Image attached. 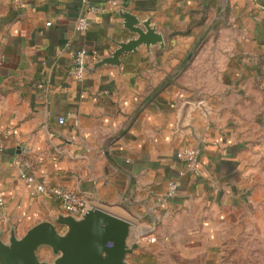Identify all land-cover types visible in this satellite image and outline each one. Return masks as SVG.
I'll return each instance as SVG.
<instances>
[{
	"label": "crops",
	"instance_id": "obj_1",
	"mask_svg": "<svg viewBox=\"0 0 264 264\" xmlns=\"http://www.w3.org/2000/svg\"><path fill=\"white\" fill-rule=\"evenodd\" d=\"M88 2L100 13H86L81 0H0L2 239L12 230L21 237L34 224L65 214L56 197L33 192L43 184L75 189L90 204L129 220L145 248L195 251L203 237L207 247L218 211L252 199L264 150L254 142L248 103L241 108L227 97L212 98L205 114L178 87V66L203 29H227L234 52L225 83L236 93L230 97L246 91L242 82L264 75V0ZM120 11L150 18L164 47L141 44L121 54L119 65L96 67L118 42L134 37ZM84 14L88 28L78 32L75 22ZM80 48L87 51V70L78 81L68 70L70 52ZM7 127L13 131L4 135ZM201 139L195 175L176 153ZM22 171L34 181L21 178ZM173 180L180 186L166 198ZM148 257L143 251L141 260L130 261L140 264Z\"/></svg>",
	"mask_w": 264,
	"mask_h": 264
},
{
	"label": "rangeland",
	"instance_id": "obj_2",
	"mask_svg": "<svg viewBox=\"0 0 264 264\" xmlns=\"http://www.w3.org/2000/svg\"><path fill=\"white\" fill-rule=\"evenodd\" d=\"M199 36L192 47V58L186 64L187 73L183 75L182 69L178 70V87L185 89L187 97L196 102L208 103L212 98L227 97L232 99L229 104L240 105L241 108L248 103L252 108L254 142L261 143L264 150V75L242 82L246 91L230 97L234 91L227 87L225 82L228 78L223 74L234 52L232 34L227 29L214 28L203 29ZM244 109L248 111L247 107ZM259 167H256L252 199L245 206L218 211L220 220L216 224V234L208 237L207 247V239L203 237L195 251L187 248L176 251L174 247L166 246L156 251L150 246L145 248V239L136 236L141 247L128 256V261L131 262V257L141 260L140 255L144 251L150 257L140 264H264V167ZM42 248L38 251L39 257L51 260L52 254L47 248Z\"/></svg>",
	"mask_w": 264,
	"mask_h": 264
},
{
	"label": "water",
	"instance_id": "obj_3",
	"mask_svg": "<svg viewBox=\"0 0 264 264\" xmlns=\"http://www.w3.org/2000/svg\"><path fill=\"white\" fill-rule=\"evenodd\" d=\"M119 15L123 18V26L134 37L118 42L117 48L98 61L96 67L119 65L121 54L136 51L141 44L164 47L162 35L150 18L142 20L127 11H120ZM197 106L208 114L205 102L200 101ZM196 146L201 154L203 140H198ZM56 225L65 229L59 231ZM41 247L50 250L51 260L39 257ZM140 247L132 222L88 204L78 216L58 214L52 221L34 224L21 237H16L12 230L4 241L0 233V264H134L128 261V256Z\"/></svg>",
	"mask_w": 264,
	"mask_h": 264
},
{
	"label": "built area",
	"instance_id": "obj_4",
	"mask_svg": "<svg viewBox=\"0 0 264 264\" xmlns=\"http://www.w3.org/2000/svg\"><path fill=\"white\" fill-rule=\"evenodd\" d=\"M17 2V1H16ZM83 4L86 5V13L96 14L100 13L101 8L99 6L89 4L88 0H81ZM47 25L50 22L46 23ZM89 21L87 15H81L77 18L75 22V30L78 32H83L88 28ZM71 66L69 67L68 73L76 78V80L81 81L86 73V58L87 51L85 48H80L70 52ZM37 87L43 91L42 96L45 97L44 85L43 83H38ZM58 122L61 124L64 122L63 118H59ZM12 128H5L3 130L4 135H9L12 133ZM2 152L1 136H0V153ZM200 151L197 146L182 148L176 153L177 159L183 163L185 170L188 173L198 174V164H199ZM20 177L28 182L34 181V176L26 172H20ZM180 183L178 180L170 181L167 184L166 191L164 193L166 198L174 197ZM34 193H45L48 192L52 196L59 200L62 211L65 214H72L78 216L90 202L88 199L80 194L75 189L66 186H54L46 187L43 184H37L34 188ZM1 202V198H0ZM150 241H154V238H150Z\"/></svg>",
	"mask_w": 264,
	"mask_h": 264
},
{
	"label": "trees",
	"instance_id": "obj_5",
	"mask_svg": "<svg viewBox=\"0 0 264 264\" xmlns=\"http://www.w3.org/2000/svg\"><path fill=\"white\" fill-rule=\"evenodd\" d=\"M192 58V51L187 52L185 60L181 63V65L178 66V69H184L186 64L191 60Z\"/></svg>",
	"mask_w": 264,
	"mask_h": 264
}]
</instances>
